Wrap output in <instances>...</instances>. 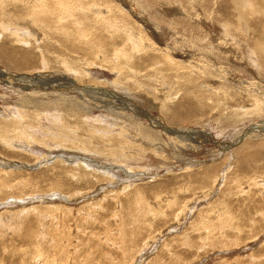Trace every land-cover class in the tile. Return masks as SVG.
<instances>
[{
  "label": "rangeland",
  "instance_id": "obj_1",
  "mask_svg": "<svg viewBox=\"0 0 264 264\" xmlns=\"http://www.w3.org/2000/svg\"><path fill=\"white\" fill-rule=\"evenodd\" d=\"M250 85L264 0H0V264H264Z\"/></svg>",
  "mask_w": 264,
  "mask_h": 264
},
{
  "label": "bare ground",
  "instance_id": "obj_2",
  "mask_svg": "<svg viewBox=\"0 0 264 264\" xmlns=\"http://www.w3.org/2000/svg\"><path fill=\"white\" fill-rule=\"evenodd\" d=\"M82 1H83V0H82ZM97 2H98V1H97ZM83 3H84V2H83ZM85 3H86V2H85ZM98 3H99V2H98ZM38 4H39V3H38ZM75 4H76V3H75ZM77 4H78V3H77ZM90 4H91V3H90ZM42 5H43V4H42ZM61 5H62V4H61ZM63 5H64V4H63ZM80 5H81V4H80ZM83 5H84V4H83ZM83 5H82V6H83ZM77 6H78V5H77ZM83 7H84V6H83ZM85 7H87V6H85ZM90 7H91V5H90ZM95 7H96V6H95ZM97 8H98V6H97ZM45 9H46V8H45ZM88 10H89V9H88ZM96 10H97V9H96ZM96 10H95V11H96ZM42 11H43V10H42ZM211 21H212V20H211ZM79 34H81V33H79ZM81 35H82V34H81ZM85 35H86V34H85ZM132 35L134 36V34H132ZM135 37H136V34H135ZM135 37H134V40H133V41H134V46H133V47H135V49H137V50H140V49H141V48H139V47H140V43L136 40V39H138V38H135ZM135 40H136L137 42H136ZM89 42H90V41H89ZM249 42H250V41H249ZM143 43H144V42H143ZM250 44H251V43H250ZM143 46H144V45H143ZM142 48L144 49L145 46L142 47ZM96 49H97V48H96ZM93 50H94V49H93ZM141 50H142V49H141ZM167 50H168V49H167ZM253 50H254V49H253ZM169 51H170V50H169ZM254 51H255V50H254ZM171 52H172V49H171ZM100 53H101V52H100V49H97V50L95 51V54H98V55H99ZM197 55H198V54H197ZM201 56H202V55H201ZM192 57H193V56H192ZM195 57H196V55H195ZM202 57H203V56H202ZM169 59H170V61H171L172 58L169 57ZM193 59H194V58H193ZM198 59L201 60V63H202L203 65H200L201 63L198 64V63H199V62H198L197 65L194 64L195 67H197L198 69L201 67V68H203V70H204V69H210L209 66L212 65V63H211L212 61H209V59L206 58V57H205V58H204V57H203V58H200V57H199ZM198 61H199V60H198ZM184 63H185V62H184ZM192 67L194 68V66H192ZM216 67H218V66H216ZM212 69H213V68H212ZM201 71H202V69H201ZM210 71H211V70H210ZM224 71H225V70H224ZM224 71H223V73H222L223 76H225ZM214 73H215V72H214ZM227 73H228V72H227ZM220 74H221V72H220ZM220 74H219V75H220ZM219 75H218V76H219ZM222 75H221V76H222ZM221 76H220V77H221ZM226 76H227V75H226ZM16 79H17V78H16ZM248 89H249V92H247V93H248V96L251 95V96L255 99L254 101H257V103L259 104V103H260L259 100L262 99V98H264V91H263V89L254 88V86H252V85H250V87H249ZM251 100H252V99H251ZM258 101H259V102H258ZM256 105H257V104H256ZM256 107H257V106H256ZM255 109H256V108H255ZM258 109H259V108H258ZM260 109H261V108H260ZM163 128H164V127H163ZM173 131L176 132V133L178 132L177 130H176V131L173 130ZM183 134H184V133H183ZM27 135H28V134H27ZM29 136H30V135H29ZM184 136H185V135H184ZM249 150H250V149H249ZM250 151H251V150H250ZM248 154H249V152H248ZM243 156H244V155H243Z\"/></svg>",
  "mask_w": 264,
  "mask_h": 264
}]
</instances>
